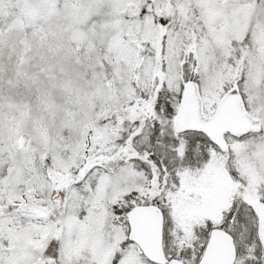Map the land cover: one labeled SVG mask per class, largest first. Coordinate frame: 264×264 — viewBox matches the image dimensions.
I'll list each match as a JSON object with an SVG mask.
<instances>
[{"label": "snow or ice", "instance_id": "snow-or-ice-1", "mask_svg": "<svg viewBox=\"0 0 264 264\" xmlns=\"http://www.w3.org/2000/svg\"><path fill=\"white\" fill-rule=\"evenodd\" d=\"M0 264H264V0H0Z\"/></svg>", "mask_w": 264, "mask_h": 264}]
</instances>
